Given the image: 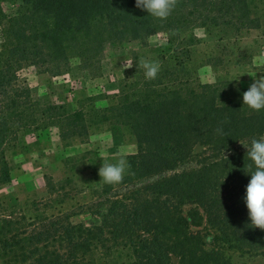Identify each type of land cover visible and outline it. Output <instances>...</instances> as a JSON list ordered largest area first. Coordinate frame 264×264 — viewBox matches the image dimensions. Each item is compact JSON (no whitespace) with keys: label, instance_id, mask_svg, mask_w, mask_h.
<instances>
[{"label":"trees","instance_id":"16d2710c","mask_svg":"<svg viewBox=\"0 0 264 264\" xmlns=\"http://www.w3.org/2000/svg\"><path fill=\"white\" fill-rule=\"evenodd\" d=\"M253 2L179 0L162 22L137 8L136 0H0V186L11 181L7 153L21 134L55 127L61 140L84 138L92 126L115 124L136 145L118 184L132 189L100 204L99 224L73 223L71 216L2 220L1 264H94L95 251L121 246L130 250L133 264H169L172 257L178 264H228L214 246L222 244L262 251L264 231L251 225L245 196L255 170L247 148L253 138L264 137V109L243 105L248 89L232 81L200 83L189 69L187 48L195 39L181 37L194 27L258 28ZM2 3L13 4L15 11L5 14ZM159 33L167 36L172 63L163 64L168 58L161 56L157 78L148 80L135 56L106 107H96V97H89V105L81 101L69 110L34 99L29 88L17 84V71L27 66L61 76L75 62L95 75L107 47L144 46ZM218 126L224 135L217 134ZM203 215L215 233L211 249L191 230L201 226ZM26 223L38 228L28 231Z\"/></svg>","mask_w":264,"mask_h":264},{"label":"rangeland","instance_id":"374dc122","mask_svg":"<svg viewBox=\"0 0 264 264\" xmlns=\"http://www.w3.org/2000/svg\"><path fill=\"white\" fill-rule=\"evenodd\" d=\"M1 8L5 14L15 11L10 3H2ZM251 9L253 16L259 19L258 28L194 27L181 34L182 38L195 39L187 48L189 69L195 72L200 83H214L219 78L248 89L254 79L261 76L264 70V0H254ZM167 46L166 34L159 33L150 37L144 46L128 43L107 47L95 75L78 69L75 62L61 76L41 73L32 66L23 67L17 71V84L29 88L34 99L63 104L69 110L77 108L81 101L89 105V97H96L93 104L103 108L118 94L121 81L129 76L133 67L126 68V64H134L135 56L138 60L161 62V56L168 58L171 54ZM176 48L178 53L182 52L181 47ZM167 63H172L169 58L163 62ZM17 144L7 153L11 181L0 186V225L2 220L9 218L24 217L27 222L34 219L42 222L43 218L57 216H71L73 223L99 224L100 204L112 194L122 196L132 189L131 185H107L98 174L103 163H115L121 156L127 159L136 152L133 138L118 125L92 126L87 137L65 140L59 138L57 128L48 127L21 134ZM199 150L194 149L195 152ZM188 210L189 206L183 207V214ZM28 224L25 225L28 231L38 228V225ZM191 230L201 233L207 249L213 247L215 233L206 226L204 215L201 226H191ZM214 246L228 264H264V248L261 252H243L228 249L226 244ZM172 258L169 264H178ZM92 262L133 264L130 250L122 246L109 253L95 251Z\"/></svg>","mask_w":264,"mask_h":264},{"label":"clouds","instance_id":"9594fccd","mask_svg":"<svg viewBox=\"0 0 264 264\" xmlns=\"http://www.w3.org/2000/svg\"><path fill=\"white\" fill-rule=\"evenodd\" d=\"M178 3L179 0H136V7L163 22L171 16ZM124 67L131 68L133 63ZM139 67L143 69L148 80L156 79L161 70L159 61L145 58L139 60ZM243 105L257 112L264 109V76L254 79L248 90L243 93ZM227 122L226 118L221 124ZM216 132L224 135L223 127L218 126ZM247 154L255 170L251 172V179L246 186L245 203L253 228L264 231V137L253 138L250 148H247ZM252 165H249L250 169ZM130 167L128 160L121 156L115 163H103L98 174L105 184L118 185L123 182Z\"/></svg>","mask_w":264,"mask_h":264}]
</instances>
